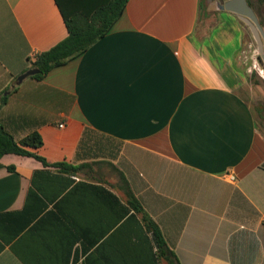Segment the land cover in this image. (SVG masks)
<instances>
[{
	"label": "crops",
	"instance_id": "0c3cea01",
	"mask_svg": "<svg viewBox=\"0 0 264 264\" xmlns=\"http://www.w3.org/2000/svg\"><path fill=\"white\" fill-rule=\"evenodd\" d=\"M108 1L0 0V125L78 167L1 158L0 264H165L122 216V177L179 264H264V136L235 15L129 0L81 56L17 82L67 37L65 15Z\"/></svg>",
	"mask_w": 264,
	"mask_h": 264
},
{
	"label": "trees",
	"instance_id": "16d2710c",
	"mask_svg": "<svg viewBox=\"0 0 264 264\" xmlns=\"http://www.w3.org/2000/svg\"><path fill=\"white\" fill-rule=\"evenodd\" d=\"M128 1L129 0H109L108 2L98 5L89 16L79 13L71 17L65 15L64 19L68 31L67 37L50 50L37 56L32 68L37 69L38 73L31 76V78L40 81L45 78L52 69L63 66L67 62L81 56L93 43L111 31L114 24L123 15ZM247 2L254 9L251 2L249 0H247ZM257 3L264 9V0H257ZM259 23L262 27L264 26L261 20H259ZM6 98L5 96L0 99V106L5 104ZM41 145L42 140L37 133H32L17 142L5 131L3 126L0 125V160L4 155L14 154L34 158L45 167L59 169L64 172L75 173L78 170V167L67 163H48L44 158L27 150V148L37 149ZM0 168H2L1 163ZM6 168L10 172L14 170L12 166ZM79 168H82V166ZM122 179L127 187L124 189L125 204H121L122 216L133 220V222L139 225L140 229L144 228L146 232L150 233L158 259L163 260L165 264H179L176 256L167 246L159 227L144 211L140 202L128 188L125 179L123 177ZM101 193H105L110 198L114 197L111 193L103 189H101ZM115 199L117 203H119V200L117 198Z\"/></svg>",
	"mask_w": 264,
	"mask_h": 264
},
{
	"label": "rangeland",
	"instance_id": "374dc122",
	"mask_svg": "<svg viewBox=\"0 0 264 264\" xmlns=\"http://www.w3.org/2000/svg\"><path fill=\"white\" fill-rule=\"evenodd\" d=\"M249 1L254 7L258 20L264 23V9L259 6L257 0ZM203 3H205L203 8L204 10L208 9L207 13H209V15L216 13V9H218L216 0H203ZM240 26L243 35L244 59L247 67L251 70L247 72L248 85L242 95L251 105L257 119L259 131L264 136V66L259 59L256 43L248 27L242 22H240Z\"/></svg>",
	"mask_w": 264,
	"mask_h": 264
},
{
	"label": "water",
	"instance_id": "95a60500",
	"mask_svg": "<svg viewBox=\"0 0 264 264\" xmlns=\"http://www.w3.org/2000/svg\"><path fill=\"white\" fill-rule=\"evenodd\" d=\"M217 8L220 11L231 13L246 25L256 43L259 59L264 66V29L259 23L254 9L248 4L247 0H216ZM38 73L37 69H30L17 77V82L26 77L34 76Z\"/></svg>",
	"mask_w": 264,
	"mask_h": 264
},
{
	"label": "built area",
	"instance_id": "2783aa9c",
	"mask_svg": "<svg viewBox=\"0 0 264 264\" xmlns=\"http://www.w3.org/2000/svg\"><path fill=\"white\" fill-rule=\"evenodd\" d=\"M32 58H33V61H35V58H36V57L33 56ZM60 127H62V125H60ZM229 179H230V180H233L234 178H233L232 176H229Z\"/></svg>",
	"mask_w": 264,
	"mask_h": 264
}]
</instances>
